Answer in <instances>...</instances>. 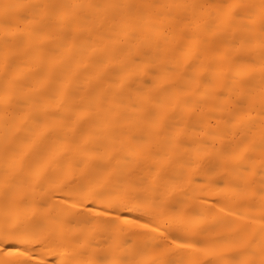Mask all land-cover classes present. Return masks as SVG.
Masks as SVG:
<instances>
[{
  "label": "bare ground",
  "instance_id": "1",
  "mask_svg": "<svg viewBox=\"0 0 264 264\" xmlns=\"http://www.w3.org/2000/svg\"><path fill=\"white\" fill-rule=\"evenodd\" d=\"M0 264H264V0H0Z\"/></svg>",
  "mask_w": 264,
  "mask_h": 264
}]
</instances>
